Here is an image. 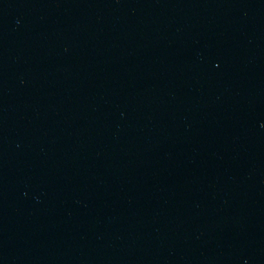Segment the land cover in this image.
<instances>
[{"label":"water","instance_id":"95a60500","mask_svg":"<svg viewBox=\"0 0 264 264\" xmlns=\"http://www.w3.org/2000/svg\"><path fill=\"white\" fill-rule=\"evenodd\" d=\"M0 264H264V0H0Z\"/></svg>","mask_w":264,"mask_h":264}]
</instances>
